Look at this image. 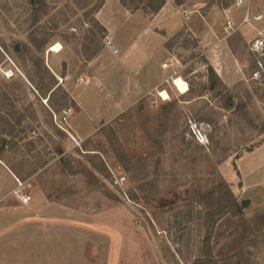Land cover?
<instances>
[{
  "label": "rangeland",
  "instance_id": "obj_1",
  "mask_svg": "<svg viewBox=\"0 0 264 264\" xmlns=\"http://www.w3.org/2000/svg\"><path fill=\"white\" fill-rule=\"evenodd\" d=\"M238 2L167 4L187 17ZM129 8L120 0H0V165L23 184L0 191V264H195L208 235L199 198L211 202L221 182L241 208L250 204L217 222L213 263L264 264V21L244 15L234 29L222 21L213 54L223 68L208 60L211 45L180 27L166 39L174 65L164 84L80 139L84 117L100 119L124 90L119 68L131 43L141 51L156 15ZM118 177H126L122 188ZM20 213L39 224L19 229Z\"/></svg>",
  "mask_w": 264,
  "mask_h": 264
},
{
  "label": "crops",
  "instance_id": "obj_2",
  "mask_svg": "<svg viewBox=\"0 0 264 264\" xmlns=\"http://www.w3.org/2000/svg\"><path fill=\"white\" fill-rule=\"evenodd\" d=\"M253 5V0H249V2H244L242 5L236 6V8L213 10L207 16L192 13L184 17L174 6L166 4L160 12L148 20L146 33L141 40L143 43L141 51L139 52L140 47L132 43L128 50L126 49V55L128 54L131 60H126L124 68H119L123 73V77L119 80L125 84L124 90L119 97H115L112 99L113 101L106 103L107 109L103 110L100 119L94 120L95 124H93V119L90 120L86 116L84 117L79 124V128H76L78 137L83 140L92 137L97 130H100L110 120L115 119L118 115L131 108L134 105L132 102L134 97L143 98L151 95L164 84L168 73L174 65L173 58L165 46L166 39L172 37L175 31L182 26H185L202 43L211 45L209 48L211 53H208V60L213 67L223 68L221 59L219 57L214 58L215 54H213L217 53L219 48V45H217L219 39L217 34L218 27H220L223 20L227 19L231 20L230 29H234L240 24L246 12H249L250 15L258 16L261 18L260 21H264V8L258 11ZM257 30L259 34H263L264 26L259 24ZM157 31L164 33L157 35ZM249 32L250 30H245V33ZM165 65L167 68H164ZM216 71L219 73L218 69ZM141 72H145V75L140 80L138 74ZM83 83H85V79L81 84ZM91 96L93 100L98 98V92L93 90ZM240 171L245 181V173L241 167ZM18 181L16 176L6 166L0 165V191L2 193L5 190V183L9 184L10 188H16ZM20 216L18 227L21 230L24 228L31 230L39 224H36L34 220L24 219L22 213H20Z\"/></svg>",
  "mask_w": 264,
  "mask_h": 264
},
{
  "label": "trees",
  "instance_id": "obj_3",
  "mask_svg": "<svg viewBox=\"0 0 264 264\" xmlns=\"http://www.w3.org/2000/svg\"><path fill=\"white\" fill-rule=\"evenodd\" d=\"M187 1V0H185ZM120 2L124 5V7L129 8L132 10H147L152 15L157 14L162 10V8L169 2V0H132V1H123L120 0ZM140 6H143L140 7ZM229 5H226L225 8H228ZM32 43L40 48L41 45H38V43L35 40H32ZM233 49V47H232ZM243 107H241L242 109ZM264 131V128H263ZM119 160L124 163V158L121 155V153H118ZM127 168V166H125ZM210 201H206L205 197L200 196L199 202L201 204L206 205L207 210L205 214V221L208 227V235L206 237L205 241V253L203 254V257L200 258L195 262V264H214L211 257H212V250L209 247L210 240L212 237V234L214 232L215 226L217 225V222L226 214L231 213L234 217L242 216V208L239 205L236 197L233 195L229 187L224 183L221 182V184L218 185L217 188H215L212 192H210ZM217 207V208H216Z\"/></svg>",
  "mask_w": 264,
  "mask_h": 264
},
{
  "label": "built area",
  "instance_id": "obj_4",
  "mask_svg": "<svg viewBox=\"0 0 264 264\" xmlns=\"http://www.w3.org/2000/svg\"><path fill=\"white\" fill-rule=\"evenodd\" d=\"M244 1L243 0H239V2L237 3V5H241L243 4ZM250 13L249 12H246L245 14V18H244V22H248L250 20ZM257 20L261 19L260 17H257L256 18ZM261 45L263 44L262 42H259ZM110 44V43H109ZM166 67V66H165ZM84 79L83 78H80L79 79V82H83ZM126 183V177H118L116 178L115 180V185L122 188ZM18 185H19V188H22L23 187V184L21 182H18ZM18 198L19 200L21 201L22 204L24 205H28L30 202H31V197L26 195L25 193L19 191L18 193Z\"/></svg>",
  "mask_w": 264,
  "mask_h": 264
},
{
  "label": "bare ground",
  "instance_id": "obj_5",
  "mask_svg": "<svg viewBox=\"0 0 264 264\" xmlns=\"http://www.w3.org/2000/svg\"><path fill=\"white\" fill-rule=\"evenodd\" d=\"M173 85L181 94H186L189 91L188 84L180 78L173 79Z\"/></svg>",
  "mask_w": 264,
  "mask_h": 264
},
{
  "label": "water",
  "instance_id": "obj_6",
  "mask_svg": "<svg viewBox=\"0 0 264 264\" xmlns=\"http://www.w3.org/2000/svg\"><path fill=\"white\" fill-rule=\"evenodd\" d=\"M249 204H250L249 201H244V202L242 203V208L244 209V208L248 207Z\"/></svg>",
  "mask_w": 264,
  "mask_h": 264
}]
</instances>
